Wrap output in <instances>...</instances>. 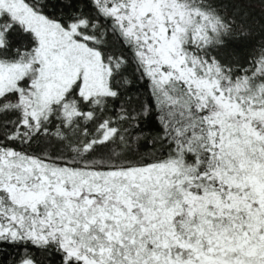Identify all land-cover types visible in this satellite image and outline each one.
Listing matches in <instances>:
<instances>
[{"label": "snow or ice", "instance_id": "1", "mask_svg": "<svg viewBox=\"0 0 264 264\" xmlns=\"http://www.w3.org/2000/svg\"><path fill=\"white\" fill-rule=\"evenodd\" d=\"M0 264H264V0H0Z\"/></svg>", "mask_w": 264, "mask_h": 264}]
</instances>
